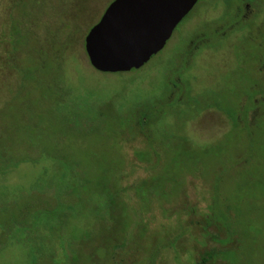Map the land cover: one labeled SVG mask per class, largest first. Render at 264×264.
<instances>
[{
	"label": "rangeland",
	"instance_id": "1",
	"mask_svg": "<svg viewBox=\"0 0 264 264\" xmlns=\"http://www.w3.org/2000/svg\"><path fill=\"white\" fill-rule=\"evenodd\" d=\"M112 1L0 0V264H264V18L200 0L102 73L85 38Z\"/></svg>",
	"mask_w": 264,
	"mask_h": 264
},
{
	"label": "water",
	"instance_id": "2",
	"mask_svg": "<svg viewBox=\"0 0 264 264\" xmlns=\"http://www.w3.org/2000/svg\"><path fill=\"white\" fill-rule=\"evenodd\" d=\"M199 0H115L85 38L102 73L139 70L157 56Z\"/></svg>",
	"mask_w": 264,
	"mask_h": 264
},
{
	"label": "flooded vegetation",
	"instance_id": "3",
	"mask_svg": "<svg viewBox=\"0 0 264 264\" xmlns=\"http://www.w3.org/2000/svg\"><path fill=\"white\" fill-rule=\"evenodd\" d=\"M197 4H196V6H197ZM231 4L234 6L232 11L235 13V15L239 13V15H238V16H240L239 19H242V20H249L250 18L253 19L254 16L258 15V13L260 12V10L262 9V6H263L262 0H231ZM227 12L228 13L230 12L229 8L225 9L224 12L220 11L218 14H222L223 13L224 15H226V14H228ZM215 31H216V33L218 35H223L225 33V32H223V30L221 28H217ZM204 37H206V34L200 32L199 34L196 35V38H198V39L200 38L199 41H197L198 44H197V42L196 43L191 42V43L188 44V46L186 48V50H187L186 59H188V61H190V59L198 53V50L200 48V42L203 41Z\"/></svg>",
	"mask_w": 264,
	"mask_h": 264
},
{
	"label": "trees",
	"instance_id": "4",
	"mask_svg": "<svg viewBox=\"0 0 264 264\" xmlns=\"http://www.w3.org/2000/svg\"><path fill=\"white\" fill-rule=\"evenodd\" d=\"M113 1H115V0H113ZM112 1V2H113ZM111 2V3H112ZM262 2H263V6H262V9L260 10V12L258 13V15H256V16H254L253 17V19H249V20H243L242 21V19H239V17L240 16H238L239 15V13L238 14H236L237 15V21H239L240 23H247V22H251V21H255L254 19H257V18H259V19H261V18H264V0H262ZM0 6H4L3 4L1 5V2H0ZM228 13V12H227ZM228 14H234L235 15V13L232 11V9H230V12L228 13ZM258 19V20H259ZM217 21V20H216ZM255 22H257V21H255ZM5 24H3V25H1L2 27L4 26ZM91 30V29H90ZM89 30V31H90ZM207 37V36H206ZM64 52H65V48H64ZM66 53V52H65ZM254 87V86H253ZM252 87V88H253ZM255 88V87H254ZM253 88V90H254V94H253V96L251 97L250 96V98H245L246 99V102L245 103H250L251 104V108H250V110L248 111L249 113H248V115H250V113H251V115H253L254 114V112H255V107H256V110H259V108H260V106L263 104V102H264V97H261V95H260V90L258 89V90H256V89H254ZM257 97H260L261 98V100H258V98ZM244 105V104H243ZM256 113H258L259 114V112H256ZM256 113H255V115H256ZM258 114H257V116H258ZM231 210H233V208H232V206H231ZM234 211V210H233ZM234 213H235V215H236V217H237V223H239V222H242V219L241 218H243L242 216H243V214H244V210L242 209V208H240V209H237L236 210V212L234 211ZM239 225V224H238ZM237 225V226H238ZM239 227V226H238Z\"/></svg>",
	"mask_w": 264,
	"mask_h": 264
}]
</instances>
